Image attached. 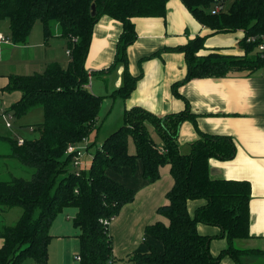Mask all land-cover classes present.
<instances>
[{
	"label": "trees",
	"instance_id": "trees-1",
	"mask_svg": "<svg viewBox=\"0 0 264 264\" xmlns=\"http://www.w3.org/2000/svg\"><path fill=\"white\" fill-rule=\"evenodd\" d=\"M169 0H0V20L10 22V38L24 45L35 22L40 19L46 39L54 35L58 25L61 36L68 39L69 62H49L41 72L12 74L6 90H20L21 98L6 110L21 118L32 109L44 110V121L35 125L38 136L19 139L2 135L10 143V151L0 154L5 168L0 169V264H24L32 259L48 264L51 226L55 217L67 206H76L73 223L79 228L80 264H116L109 222L122 207L134 200L136 191L109 175L124 167L143 165V177L155 182L160 168L170 165L174 178L167 192V203L158 208L168 223L157 221L146 227L148 237L158 240L163 251L150 245L145 253H136L131 264H220L229 255L236 264L250 255H264L260 249L240 248L236 239L251 237L249 180L214 178L210 160L235 157L237 146L233 136L204 132L198 125V114L179 88L194 78L225 77L236 71L255 72L264 69V53L259 49L264 35V0H181L188 11L212 33L243 31L239 40L241 54L223 53L221 48L206 45L208 35L197 34L187 43L165 46L138 61L140 73L130 70L128 49L138 39L136 17H166ZM96 14H92V6ZM220 6L219 12H213ZM104 15L118 20L123 27L112 63L89 72L87 58L94 27ZM255 39L248 42V38ZM76 39V41L74 40ZM164 51L182 52L187 63L185 76L172 84L173 94L183 99L185 107L177 112L158 115L141 105L124 107L123 123L105 137L92 153L89 168L77 171L71 144H83L87 154L96 143L89 138L98 131L102 105L107 97L122 99L124 104L144 76L145 61L162 56ZM123 67L119 87L108 95L92 92L86 85L92 76L106 80ZM108 80L110 78L107 77ZM1 116V115H0ZM106 118V117H105ZM191 122L198 139L189 153L180 150L182 124ZM136 147L130 152L129 140ZM11 160L17 165L11 164ZM19 163L20 166H19ZM25 166L32 172L24 178L16 169ZM204 199L192 214L189 202ZM20 207L21 216L13 225H4L1 216ZM109 221V222H106ZM200 223L221 229L228 246L214 255L210 244L218 236L202 234ZM264 261V260H263Z\"/></svg>",
	"mask_w": 264,
	"mask_h": 264
},
{
	"label": "crops",
	"instance_id": "crops-1",
	"mask_svg": "<svg viewBox=\"0 0 264 264\" xmlns=\"http://www.w3.org/2000/svg\"><path fill=\"white\" fill-rule=\"evenodd\" d=\"M167 9L165 18L134 19L138 39L128 49L130 70L134 75L140 73L138 61L141 57L165 46L185 44L197 34L208 35L206 45L209 48L219 47L223 53H243L239 45V48L236 45L244 35L242 30L214 34L188 11L181 0H169ZM122 30V24L118 20L108 15L100 18L94 27L87 58L90 73L107 68L112 63ZM31 33L27 44H15L10 38L9 20H0V34L8 38V41H3L0 45V133L16 139H30L39 135L35 131V125L44 121V110L41 107L34 108L21 118L6 113L22 96L20 90H6L11 82L10 76L40 72L49 62L62 60L63 52L68 55V59L58 62L66 67L70 57L67 53L68 39L61 36L58 25L54 28V35L48 39L43 30L42 38L32 41ZM237 34L241 36L240 39L233 37ZM143 67L144 76L124 107L141 105L158 115L182 110L185 102L173 94L172 84L182 79L187 72L184 53L164 51L162 56L145 61ZM122 72L121 66L113 75L105 74L106 80L94 81L92 76V92L110 94L120 86ZM94 84L99 91L94 90ZM179 90L190 102L192 110L198 114V125L202 131L233 136L237 146L235 157L226 161L211 159V175L214 178L250 181L251 237L236 239L234 244L240 248L260 249L264 252V69L255 72L236 71L225 77L194 78ZM112 100L111 97L105 98L100 116L107 117L110 114V107L114 105ZM106 102L110 103L107 107ZM102 111L106 113L102 114ZM5 116H11L14 122L5 119ZM8 120L11 122L9 127L6 126ZM27 128L33 129L34 133L27 134ZM198 137L194 125L189 121L184 122L180 128V150L183 146L191 150V143ZM160 172L161 177L157 181H148L143 177L141 160L137 161L135 170L128 166L120 173L108 171L110 176L136 191L134 200L125 204L119 215L109 223L116 264H131V257L136 253H145L150 245L163 251L162 243L148 237L146 233V227L150 224L157 221L168 223L166 217L157 211L167 203L166 194L172 188L174 178L169 164L162 166ZM204 202V199L190 201L189 210L191 206L196 209ZM74 227L68 222L53 225L48 264H80V230ZM198 229L206 235L218 236L221 233L219 227L203 223L198 225ZM3 242V238H0V246ZM227 246V238L218 236L212 239L210 249L216 255ZM263 260L264 255L242 258L243 264H264ZM220 264L236 262L227 255Z\"/></svg>",
	"mask_w": 264,
	"mask_h": 264
},
{
	"label": "rangeland",
	"instance_id": "rangeland-1",
	"mask_svg": "<svg viewBox=\"0 0 264 264\" xmlns=\"http://www.w3.org/2000/svg\"><path fill=\"white\" fill-rule=\"evenodd\" d=\"M42 35H43V24H42L41 20L38 19L32 28L31 39H32V41L40 40L42 38ZM233 37H237V39L241 38V36L239 34L233 35ZM236 45L238 47L239 44H236ZM67 56L68 55H66L65 52H63L62 60H58V61H66L68 59ZM42 71H43V69H42ZM40 72H41V70H40ZM98 78L99 77L96 75L93 77L94 81L98 80ZM95 84H94V90L99 91L98 88L95 87ZM112 102L114 105H113V107H110V109H112L110 114L106 118H104L105 117L104 115L101 116V118H103V120H100V122L98 124L99 125L98 131H93L89 136V138L91 139V142L96 141V143L92 146V148L90 150V154L89 155L86 154V156L84 157V163L86 164L87 169L89 168V165H90L91 159H92V153L95 151V149L98 146H101V143L105 137H107L113 130H115L117 127H119L123 123V110H124V106L126 104H124L122 99H116V100L113 99ZM108 104H110V103L106 102L105 106L107 107ZM106 107H104V110ZM104 113H106V111H102V114H104ZM6 118L9 119L11 122L12 121L14 122V118H9L8 116H5V119ZM25 130H26L27 134H33L34 133L33 129L30 130L29 128H27ZM129 149H130V152H132V153H134L136 151L135 143H134L132 138H130V140H129ZM189 149H186L185 146H183L182 152L183 153H189L190 152ZM8 150L10 151V143L0 140V154L6 155L9 152ZM3 158L1 159V157H0V169L5 168L4 165L1 164V162L4 163V162H6V161L8 162L10 160V159L3 160ZM11 164L17 165L14 160L13 161L11 160ZM18 164L20 166L21 163L18 162ZM16 171L18 173L16 175L23 176L24 178H31L32 172L29 168H27L25 166L18 167L16 169ZM190 211L192 214L194 213L195 209H193V206L190 207ZM21 213H22V209L20 207H16V208L11 209L9 212H7L3 216H1L2 223L4 225L15 224L16 221L21 216ZM76 213H77V207L76 206L64 207L63 210L53 220V225L56 224L57 222H68L70 225H73V227H74L75 225L73 224V220H74ZM158 214H160V213H158ZM53 225L51 226L52 227L51 230L53 229ZM74 228H77V227L75 226ZM33 262H35V261L32 259H28L25 264H32Z\"/></svg>",
	"mask_w": 264,
	"mask_h": 264
},
{
	"label": "built area",
	"instance_id": "built-area-1",
	"mask_svg": "<svg viewBox=\"0 0 264 264\" xmlns=\"http://www.w3.org/2000/svg\"><path fill=\"white\" fill-rule=\"evenodd\" d=\"M220 11V6H216V8H214L213 12H219ZM260 39V44H259V49L261 52L264 53V35H262ZM255 37L252 36L250 38H248V42L254 40ZM76 41V39H74ZM3 41H8V38L5 37L3 34H0V45ZM70 49L67 50V53L70 54ZM88 88H91V81L89 84L86 85ZM9 118H11V116H8ZM6 126H11V122L8 120L6 121ZM24 139L23 138H19V143H23ZM86 144L87 142L85 141L83 144H71L69 145L68 149H67V153L68 154H74V166L76 168L77 171H80V169L84 166H86V164L84 163V157L87 154L86 151ZM109 222V221H106ZM111 222V221H110ZM109 222V223H110ZM79 259V257H78Z\"/></svg>",
	"mask_w": 264,
	"mask_h": 264
},
{
	"label": "water",
	"instance_id": "water-1",
	"mask_svg": "<svg viewBox=\"0 0 264 264\" xmlns=\"http://www.w3.org/2000/svg\"><path fill=\"white\" fill-rule=\"evenodd\" d=\"M92 14H93V15L96 14V6H95V4H93V6H92Z\"/></svg>",
	"mask_w": 264,
	"mask_h": 264
}]
</instances>
